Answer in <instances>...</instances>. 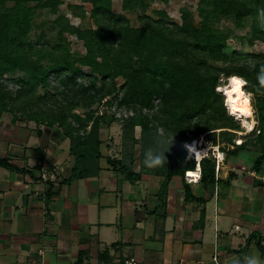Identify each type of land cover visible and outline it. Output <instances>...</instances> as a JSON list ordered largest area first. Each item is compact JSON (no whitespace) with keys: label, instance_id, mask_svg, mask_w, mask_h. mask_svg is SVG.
<instances>
[{"label":"trees","instance_id":"1","mask_svg":"<svg viewBox=\"0 0 264 264\" xmlns=\"http://www.w3.org/2000/svg\"><path fill=\"white\" fill-rule=\"evenodd\" d=\"M83 1L90 2L89 16L95 28L83 29L69 24L67 17L58 14L62 0H0V117L7 115L16 121L26 116L25 120L58 126L70 142L69 179L92 176L100 169L99 131L117 121L112 112H98V105L114 94L118 106L133 112L121 123L122 139L131 143L140 141L144 146L156 147L154 151L165 153L167 162L155 168L164 176L158 191L159 205L165 203L169 178L175 174L184 176L186 170L194 169L195 159L188 158L185 144L201 136H212V142L217 145V136L227 146L234 145L232 149L219 145L224 160L240 149H253L257 156L251 169L264 174V89L258 90L257 81L260 66L264 65V53L225 52L228 34L210 25L224 16L242 26L243 19L252 16L249 42L264 43V28L257 20V9L264 7L263 0H199L200 25L195 23L191 11L183 9L180 23L169 25L166 12L160 10L157 18L139 15L142 22L139 27H132L123 13L111 14L112 0ZM120 1L123 11H145L154 0ZM159 1L167 3L169 0ZM8 2L12 3L10 7L5 5ZM36 9H48L56 15L53 24L58 27L60 43L52 44L43 30L36 39L31 38ZM83 14L84 11L81 16ZM64 33L75 34L83 41L85 54L76 60L90 68L88 75L74 66L76 60L70 59L62 43L66 40ZM43 59H49L50 63L43 65ZM18 70L24 76L14 79L19 88L13 92L2 79ZM54 73L63 74L58 79L63 87L59 93L63 97L59 99L50 94L48 99L52 106L44 96H34L36 87L46 86L49 75ZM76 74L88 76V83L76 82ZM232 74L247 80L246 90L253 93L252 111L256 121L255 135L252 134L255 139L247 136L238 144L235 132L242 128L238 120L228 115L223 96L215 90L221 75ZM117 78L123 79L119 86L115 82ZM98 80L100 85H97ZM69 85L72 87L68 88ZM104 102L110 105L112 101L105 99ZM94 105L96 107L92 108ZM77 107L87 111L75 112ZM154 108L157 110L153 113L145 112ZM135 126H140L138 139L134 136ZM158 129H162L160 133ZM161 140L165 143H158ZM110 162L113 166L120 164L116 160ZM214 164L210 156L200 160L201 184L215 182ZM0 167L22 171L3 158H0ZM121 168L130 180L138 177L130 166L121 165ZM232 176L231 172L229 177ZM184 200L202 202L187 186ZM256 247L264 256L259 240Z\"/></svg>","mask_w":264,"mask_h":264},{"label":"crops","instance_id":"2","mask_svg":"<svg viewBox=\"0 0 264 264\" xmlns=\"http://www.w3.org/2000/svg\"><path fill=\"white\" fill-rule=\"evenodd\" d=\"M117 122L99 131V171L69 179L70 142L58 126L0 117V158L22 169L0 167V264H121L131 257L242 264L249 255L264 262L256 247L258 240L264 247V174L251 169L256 151L226 157L209 185L172 175L159 205L164 176L143 163L156 147L123 140ZM140 134L135 126V138ZM44 164L59 168L56 181L40 180ZM121 165L138 177L130 180ZM186 186L202 202H186Z\"/></svg>","mask_w":264,"mask_h":264},{"label":"rangeland","instance_id":"3","mask_svg":"<svg viewBox=\"0 0 264 264\" xmlns=\"http://www.w3.org/2000/svg\"><path fill=\"white\" fill-rule=\"evenodd\" d=\"M199 0H169L167 3H163L159 0H154L150 2L149 6L145 9V11L141 10H133V11H123L121 9V1L120 0H112V7H111V14H119L123 13L129 20V23L132 27H139L142 25V22L139 20V15H150L154 18H157L159 16L158 11L163 10L166 12L168 17V24L171 25L172 23H180L181 22V12L183 9H188L191 11L193 15V19L197 25L199 24L200 17L197 14V5ZM264 3V0H263ZM6 7H10L12 3H6ZM30 5H33L31 3ZM78 6H81L82 8H78ZM90 2L83 1V0H62V3L58 6V14H63L67 19L69 20V24H72L74 26H79L81 28H95V22L94 20L89 16L90 14ZM84 11L83 16H81V12ZM56 15L49 12L48 9H36L34 11V14L32 16L33 21V28L31 30V38L34 40L37 38L38 34L41 30H43L46 33V38L52 43L57 44L60 43L59 40H57V29L58 27L53 24V20L55 19ZM253 22L252 16H247L243 19L242 26H238L235 21L232 18L221 16L217 20H213L210 25L215 28H219L225 33L228 34V39L226 42V47L224 48V51L231 54V53H246V54H255V53H264V43L259 40H253V43L251 44L249 42L250 38V30H251V24ZM66 37V40L62 43H64L66 49L69 51L70 59H75L78 57H81L85 54V47L83 44V41L79 39L75 34H69L64 33L63 34ZM50 63L49 59H43L42 64L48 65ZM75 67H79L82 72L85 74L90 73V68L88 66H84L77 62V60L74 62ZM24 76L22 71H17L14 74L5 75V78L2 79V82L7 86V89L10 91L15 92L19 88V84H17L14 79L17 77ZM63 74L57 75L56 73L50 74L47 79V85L42 86L39 85L36 87L35 96L41 97L44 96L46 101L50 102V99H48L49 95L53 94L56 95L59 99L62 98V94L59 93V90L61 91L63 87L59 84L58 79L59 77H62ZM88 77V76H87ZM83 77L81 75L76 74L75 79L76 82H82L84 85L88 83V78ZM225 76L220 77V81ZM115 82L117 86H119L122 82V78L115 79ZM97 85H100V81H97ZM72 86L69 85L68 88H71ZM216 90V88H215ZM114 94H111L107 96L105 99H109V101H112L110 105H107L103 99V101L98 105V112L102 111H109V113H113L114 117L118 121V124H121L122 121L127 117L130 116L133 112L123 106H118L116 103V99L113 96ZM224 99V98H223ZM157 99L154 100V103H157ZM253 101V98H252ZM53 106L52 102H50ZM49 106L50 104L47 103ZM43 107L44 105H40ZM224 106V103H223ZM96 105L92 106V108H95ZM157 109L154 108L152 111L146 113H153ZM75 112L83 113L87 111V109L83 107H77L74 109ZM17 113V112H16ZM18 115V114H17ZM21 118H27L26 116ZM254 118V113L253 117ZM23 119V120H25ZM255 119V118H254ZM237 121V120H236ZM239 123V127L241 129V124ZM162 129H160L161 131ZM243 134H240L238 132H235V143L237 141L242 140L244 137L251 136L250 138L252 140L255 139V136H253L252 133H245L244 129H242ZM209 135V134H208ZM255 135V134H254ZM202 137V136H201ZM199 137V138H201ZM212 136L202 137V141L204 144L208 145H216L212 142ZM216 141L220 146H226L227 145L220 139V137H216ZM253 143V142H251ZM255 152V151H254Z\"/></svg>","mask_w":264,"mask_h":264},{"label":"clouds","instance_id":"4","mask_svg":"<svg viewBox=\"0 0 264 264\" xmlns=\"http://www.w3.org/2000/svg\"><path fill=\"white\" fill-rule=\"evenodd\" d=\"M257 20L259 26L264 28V7L257 9ZM257 81L259 85L258 90L264 89V65L260 66L259 72L257 73ZM247 83V80L242 76L232 74L222 78L221 81L218 82L216 92L223 96L224 107L227 110L228 115L240 122L241 128L244 129L245 133H252L255 129L256 121L252 119L253 93L246 90ZM158 143L163 144L165 141L161 140ZM237 143H243V141H237ZM192 153L195 154L194 159L196 161V170L193 171L192 169H188L185 171V178L189 182L198 181L201 178V152L196 151L194 148H190L189 159L192 158ZM166 162L167 159L164 152L154 151L151 148L145 152L143 163L150 169L163 167ZM232 264H241V261L234 260ZM242 264H264V262H262L256 255H249L244 257Z\"/></svg>","mask_w":264,"mask_h":264},{"label":"built area","instance_id":"5","mask_svg":"<svg viewBox=\"0 0 264 264\" xmlns=\"http://www.w3.org/2000/svg\"><path fill=\"white\" fill-rule=\"evenodd\" d=\"M202 140V137L199 139ZM196 140L191 141L190 143H194ZM187 143L185 144V149H186V154L187 156H189V144ZM193 156V153H192ZM207 156H210L213 158L214 160V165H215V174L217 175L220 167L222 166L223 160H224V152L220 150L219 145H210L209 146V150L207 153ZM196 163V162H195ZM193 171L196 170V165L194 167V169H192ZM187 171V170H186ZM59 168L57 166H48V165H42L40 167V172H39V178L41 181L43 182H52V181H56L59 178ZM184 178H185V172H184ZM260 179L263 181L264 183V175L260 176ZM185 180L188 183H196L198 181H193V182H189L186 178ZM216 259V257L214 258ZM121 264H143L141 261H138L134 258H125L121 260ZM220 264V263H217Z\"/></svg>","mask_w":264,"mask_h":264},{"label":"bare ground","instance_id":"6","mask_svg":"<svg viewBox=\"0 0 264 264\" xmlns=\"http://www.w3.org/2000/svg\"><path fill=\"white\" fill-rule=\"evenodd\" d=\"M252 119H254V118H252ZM237 120V119H236ZM255 120V119H254ZM238 133H240V134H243V132L242 131H237ZM239 141H241V140H239ZM209 146L210 145H208V144H204L203 143V141L202 140H197V141H195L194 143H190L189 144V149L190 148H194L196 151H199V152H201V155H202V158L203 157H206L207 156V153H208V150H209ZM206 152V153H205ZM205 153V154H204ZM204 154V155H203ZM193 156H194V158H195V154L193 153ZM201 158V159H202ZM196 162V161H195Z\"/></svg>","mask_w":264,"mask_h":264}]
</instances>
